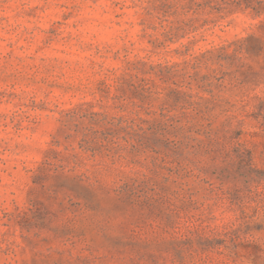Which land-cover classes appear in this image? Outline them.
Returning <instances> with one entry per match:
<instances>
[{"label": "rangeland", "instance_id": "374dc122", "mask_svg": "<svg viewBox=\"0 0 264 264\" xmlns=\"http://www.w3.org/2000/svg\"><path fill=\"white\" fill-rule=\"evenodd\" d=\"M0 264H264V0H0Z\"/></svg>", "mask_w": 264, "mask_h": 264}]
</instances>
